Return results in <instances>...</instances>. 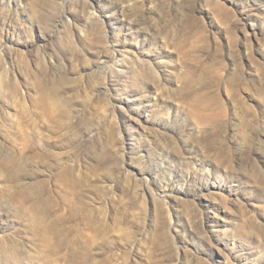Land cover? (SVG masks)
<instances>
[{"label":"rangeland","instance_id":"rangeland-1","mask_svg":"<svg viewBox=\"0 0 264 264\" xmlns=\"http://www.w3.org/2000/svg\"><path fill=\"white\" fill-rule=\"evenodd\" d=\"M0 264H264V0H0Z\"/></svg>","mask_w":264,"mask_h":264}]
</instances>
